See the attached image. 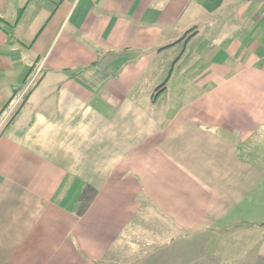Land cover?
<instances>
[{
	"label": "crops",
	"instance_id": "1",
	"mask_svg": "<svg viewBox=\"0 0 264 264\" xmlns=\"http://www.w3.org/2000/svg\"><path fill=\"white\" fill-rule=\"evenodd\" d=\"M37 67L0 264H264V0H0V112Z\"/></svg>",
	"mask_w": 264,
	"mask_h": 264
},
{
	"label": "built area",
	"instance_id": "2",
	"mask_svg": "<svg viewBox=\"0 0 264 264\" xmlns=\"http://www.w3.org/2000/svg\"><path fill=\"white\" fill-rule=\"evenodd\" d=\"M42 73V67H37L34 70V73L32 74L31 78L27 81L24 89L21 92L20 97L16 100V103L11 106V110L5 115L3 119H1L3 121L0 122V131L10 121L11 116L13 115L15 110L18 109V107L21 105L22 101L26 98V95L37 85L38 81L42 76Z\"/></svg>",
	"mask_w": 264,
	"mask_h": 264
},
{
	"label": "trees",
	"instance_id": "3",
	"mask_svg": "<svg viewBox=\"0 0 264 264\" xmlns=\"http://www.w3.org/2000/svg\"><path fill=\"white\" fill-rule=\"evenodd\" d=\"M193 30V29H192ZM192 30H188L184 36L181 38V39H184L186 37H188L190 35V33H192L193 31ZM191 37V36H190ZM166 84H167V81H165L164 83H162L157 89H156V93H155V96L159 95L161 92L164 91L165 87H166ZM15 97H12L10 98V100H8L6 102V104L3 106V109L1 110L0 112V117L3 116L7 111L10 110V106L11 104L13 103ZM20 108L17 109V111H15L11 117V120L14 118L15 115H17L18 111H19Z\"/></svg>",
	"mask_w": 264,
	"mask_h": 264
},
{
	"label": "rangeland",
	"instance_id": "4",
	"mask_svg": "<svg viewBox=\"0 0 264 264\" xmlns=\"http://www.w3.org/2000/svg\"><path fill=\"white\" fill-rule=\"evenodd\" d=\"M14 103H16V101H15ZM14 103H13V104H14ZM15 111H17V109H16ZM1 117H2V116H1ZM1 117H0V118H1ZM4 117H5V115L2 117V119H3ZM2 121H3V120H2ZM252 228H253V229H252L253 231H256V229H255V227H254V226H253ZM254 234H256V235H257V233H254ZM209 249H210V248H209Z\"/></svg>",
	"mask_w": 264,
	"mask_h": 264
}]
</instances>
